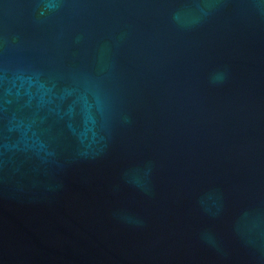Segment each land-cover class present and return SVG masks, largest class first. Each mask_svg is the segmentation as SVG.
<instances>
[{
    "label": "water",
    "instance_id": "water-1",
    "mask_svg": "<svg viewBox=\"0 0 264 264\" xmlns=\"http://www.w3.org/2000/svg\"><path fill=\"white\" fill-rule=\"evenodd\" d=\"M0 264H264V0H0Z\"/></svg>",
    "mask_w": 264,
    "mask_h": 264
}]
</instances>
